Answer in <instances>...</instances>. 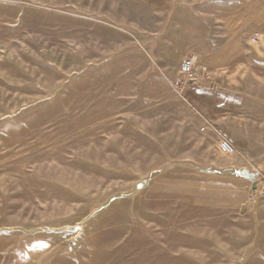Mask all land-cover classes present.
<instances>
[{
	"label": "rangeland",
	"instance_id": "rangeland-1",
	"mask_svg": "<svg viewBox=\"0 0 264 264\" xmlns=\"http://www.w3.org/2000/svg\"><path fill=\"white\" fill-rule=\"evenodd\" d=\"M196 1L0 0V264H225L207 230L231 192L210 171L239 164L260 185L264 166L236 147L196 157L173 102L136 111L150 11L175 20ZM256 190L227 220L253 212Z\"/></svg>",
	"mask_w": 264,
	"mask_h": 264
},
{
	"label": "crops",
	"instance_id": "crops-1",
	"mask_svg": "<svg viewBox=\"0 0 264 264\" xmlns=\"http://www.w3.org/2000/svg\"><path fill=\"white\" fill-rule=\"evenodd\" d=\"M212 1L170 10L175 20L166 10L150 11L156 28H144V109L136 111L173 102V109L188 112L187 124L198 134L190 139L199 150L196 157L211 149L221 156L217 138L223 136L244 160L264 166V0H219L223 7L217 12L208 6ZM254 32L257 41L251 40ZM186 55L195 56L194 74L182 98L177 96L175 72ZM220 165V171L212 166L210 172L226 174L220 191L231 193L224 195L221 225L207 230L214 237L210 244L226 257L225 264H264V199L251 214L237 212L227 220L229 208L241 207L239 192L252 186L264 194V183L252 185L258 175L254 169Z\"/></svg>",
	"mask_w": 264,
	"mask_h": 264
},
{
	"label": "built area",
	"instance_id": "built-area-1",
	"mask_svg": "<svg viewBox=\"0 0 264 264\" xmlns=\"http://www.w3.org/2000/svg\"><path fill=\"white\" fill-rule=\"evenodd\" d=\"M255 34L252 38L254 41L257 40ZM195 59L193 57H186L182 60L179 67V75L175 76L176 83L178 85V91L182 95L190 86L191 80L193 78L192 72L194 68ZM218 147L221 151L226 154H233L236 151L235 146L228 141L225 137H219Z\"/></svg>",
	"mask_w": 264,
	"mask_h": 264
}]
</instances>
